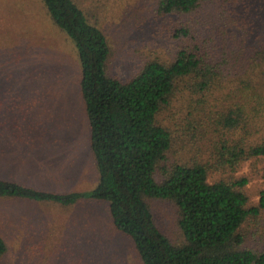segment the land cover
I'll list each match as a JSON object with an SVG mask.
<instances>
[{
  "label": "trees",
  "instance_id": "obj_1",
  "mask_svg": "<svg viewBox=\"0 0 264 264\" xmlns=\"http://www.w3.org/2000/svg\"><path fill=\"white\" fill-rule=\"evenodd\" d=\"M40 1L77 55L97 184L89 192L54 194L0 179V200L66 209L83 201L106 203L111 224L131 241L141 264H264V250L247 245L249 228L264 218V189L252 205L245 193L248 178L233 177L241 163L254 159L263 161L264 180V133L249 141L264 130V16L254 32L233 17L244 2L223 0L233 6L229 16L220 14L223 22L199 37L188 17L206 0H157L159 17L184 21L173 27L171 39L190 41L170 60L149 59L121 80L108 73L111 46L89 10L74 0ZM236 24L238 36L231 30ZM180 93L186 94L189 129L198 126L200 137L201 125H210L214 134L226 132L211 141L207 159L169 158L175 154L174 138L160 120ZM212 176L220 178L211 182ZM152 201L176 208L180 243L158 226ZM6 252L0 236V264Z\"/></svg>",
  "mask_w": 264,
  "mask_h": 264
},
{
  "label": "rangeland",
  "instance_id": "obj_2",
  "mask_svg": "<svg viewBox=\"0 0 264 264\" xmlns=\"http://www.w3.org/2000/svg\"><path fill=\"white\" fill-rule=\"evenodd\" d=\"M74 1L89 10L106 35L112 50L108 73L121 80L131 78L149 59L170 60L190 41L171 39L173 27L184 21L159 17L157 0ZM242 1L233 17L258 32L264 0ZM232 9L223 0H206L188 18L203 37L223 22L220 14L227 18ZM231 30L241 34L237 24ZM79 80L76 52L49 20L41 1L0 0V179L54 194L89 192L96 186ZM185 96L178 94L161 116L174 138L175 154L169 158L207 159L211 141L226 132L214 134L210 125H201L205 135L200 137L198 126L189 129ZM235 135L241 136L240 128ZM262 170L263 161L250 159L233 173L248 178L245 193L252 205L264 189ZM150 205L163 233L180 243L176 208L165 202ZM249 234L247 245L264 250V218ZM0 236L7 244L1 264H141L131 241L111 224L106 203L83 201L66 209L54 203L0 200Z\"/></svg>",
  "mask_w": 264,
  "mask_h": 264
}]
</instances>
